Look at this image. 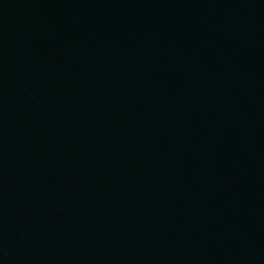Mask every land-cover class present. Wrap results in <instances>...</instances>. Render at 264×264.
<instances>
[{
    "label": "water",
    "instance_id": "1",
    "mask_svg": "<svg viewBox=\"0 0 264 264\" xmlns=\"http://www.w3.org/2000/svg\"><path fill=\"white\" fill-rule=\"evenodd\" d=\"M0 264H264V0H0Z\"/></svg>",
    "mask_w": 264,
    "mask_h": 264
}]
</instances>
